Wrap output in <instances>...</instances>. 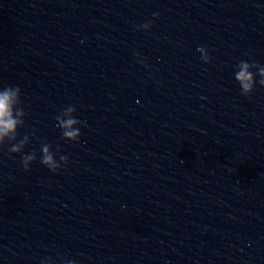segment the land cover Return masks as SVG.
<instances>
[{
  "label": "clouds",
  "instance_id": "clouds-1",
  "mask_svg": "<svg viewBox=\"0 0 264 264\" xmlns=\"http://www.w3.org/2000/svg\"><path fill=\"white\" fill-rule=\"evenodd\" d=\"M158 16L159 13H153L154 19ZM151 26L152 23L147 22L140 27L143 30H148ZM197 51L201 53V59L205 63L209 62L210 57L203 46L198 47ZM144 67H148V65H144ZM236 67L239 70L235 72V80L239 84L243 96L250 97L257 83L264 86V65L242 60ZM250 68L258 69L257 75L260 77L259 81L255 79ZM21 104V89L19 86H5L0 88V146L10 143V153H22L26 145L30 142L28 135L18 138V128L24 125V117L26 115ZM75 113L76 107L69 105L56 117V121L58 127L61 129L63 139L78 143L81 137V131L77 126L81 125L82 122L76 118ZM58 151L59 147H57ZM36 159L37 155L35 151L23 155L21 163L24 170H29L30 165ZM40 163L55 173L60 169L62 164L65 166L68 164V157L61 155L58 162L56 155L52 151V146L45 142L41 144Z\"/></svg>",
  "mask_w": 264,
  "mask_h": 264
}]
</instances>
